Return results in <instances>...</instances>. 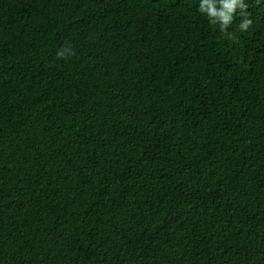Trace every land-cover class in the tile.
I'll return each instance as SVG.
<instances>
[{
	"label": "trees",
	"instance_id": "16d2710c",
	"mask_svg": "<svg viewBox=\"0 0 264 264\" xmlns=\"http://www.w3.org/2000/svg\"><path fill=\"white\" fill-rule=\"evenodd\" d=\"M200 2L0 0V264H264V0Z\"/></svg>",
	"mask_w": 264,
	"mask_h": 264
},
{
	"label": "clouds",
	"instance_id": "9594fccd",
	"mask_svg": "<svg viewBox=\"0 0 264 264\" xmlns=\"http://www.w3.org/2000/svg\"><path fill=\"white\" fill-rule=\"evenodd\" d=\"M246 8L247 5L244 0H201L198 10L205 13L213 25L218 24L220 31L230 37L231 33H228L227 29L232 24L237 9L240 10L241 16L244 17L239 28L244 31L251 26L252 20L248 18ZM58 55L64 56V52L62 51Z\"/></svg>",
	"mask_w": 264,
	"mask_h": 264
}]
</instances>
